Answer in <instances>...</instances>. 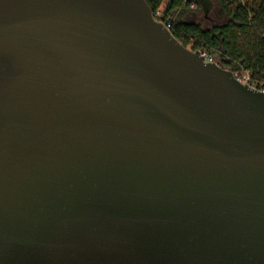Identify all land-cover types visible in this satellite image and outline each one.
Segmentation results:
<instances>
[{
	"label": "water",
	"instance_id": "1",
	"mask_svg": "<svg viewBox=\"0 0 264 264\" xmlns=\"http://www.w3.org/2000/svg\"><path fill=\"white\" fill-rule=\"evenodd\" d=\"M0 264H264V89L147 0H0Z\"/></svg>",
	"mask_w": 264,
	"mask_h": 264
},
{
	"label": "trees",
	"instance_id": "2",
	"mask_svg": "<svg viewBox=\"0 0 264 264\" xmlns=\"http://www.w3.org/2000/svg\"><path fill=\"white\" fill-rule=\"evenodd\" d=\"M147 1L153 12L161 9L172 17V32L186 46L207 49L234 71H248L249 82L264 89V0H215L209 17L218 11L223 19L208 27L181 20L190 1Z\"/></svg>",
	"mask_w": 264,
	"mask_h": 264
},
{
	"label": "rangeland",
	"instance_id": "3",
	"mask_svg": "<svg viewBox=\"0 0 264 264\" xmlns=\"http://www.w3.org/2000/svg\"><path fill=\"white\" fill-rule=\"evenodd\" d=\"M217 13H211L212 17H205L202 7L199 4H192L185 8L183 15L181 16V20L188 22H200L203 26H211V22H214L221 18L222 15L216 11ZM235 73L240 77L242 81H247L249 78L248 71H235Z\"/></svg>",
	"mask_w": 264,
	"mask_h": 264
},
{
	"label": "built area",
	"instance_id": "4",
	"mask_svg": "<svg viewBox=\"0 0 264 264\" xmlns=\"http://www.w3.org/2000/svg\"><path fill=\"white\" fill-rule=\"evenodd\" d=\"M153 14H154V17H155L156 20L162 22L168 29H170L172 31L173 19H172V17L170 15H166L161 9H158L156 12H153ZM200 50H201L202 55L204 56V59L207 62L208 61H210V62H218L217 61V57L214 54L210 53L207 49H200ZM247 82H249V78L247 79Z\"/></svg>",
	"mask_w": 264,
	"mask_h": 264
}]
</instances>
